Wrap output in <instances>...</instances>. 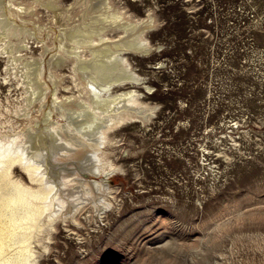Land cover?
<instances>
[{"label":"rangeland","instance_id":"374dc122","mask_svg":"<svg viewBox=\"0 0 264 264\" xmlns=\"http://www.w3.org/2000/svg\"><path fill=\"white\" fill-rule=\"evenodd\" d=\"M12 1L34 4L16 18L36 31L32 53L58 43L43 0ZM59 1L72 23L105 8L144 29L150 50L126 54L141 83L117 88L152 109L108 133L99 153L117 169L96 201L62 209L38 264H264V0ZM5 65L0 54L2 107L19 93ZM86 156L78 166L103 179Z\"/></svg>","mask_w":264,"mask_h":264},{"label":"bare ground","instance_id":"6f19581e","mask_svg":"<svg viewBox=\"0 0 264 264\" xmlns=\"http://www.w3.org/2000/svg\"><path fill=\"white\" fill-rule=\"evenodd\" d=\"M41 3L60 32L58 43L43 38L34 54L30 42L36 31L16 20L20 12L32 14L34 4L0 0V54L13 76L3 83L19 87L12 104H0V264H38L62 209L96 201L94 190L117 169L106 166L99 153L108 133L129 120H147L152 109L137 88H117L141 83L126 55L150 50L144 29H133L137 22L102 8L90 20L72 23L59 0ZM113 25L128 35L114 39ZM64 65L71 69L69 82L60 69ZM90 147L96 149L89 153ZM85 153L84 169L104 172L103 179H91L78 166Z\"/></svg>","mask_w":264,"mask_h":264}]
</instances>
